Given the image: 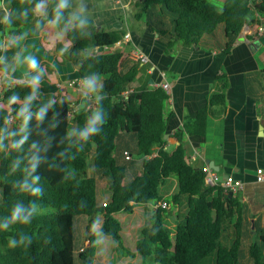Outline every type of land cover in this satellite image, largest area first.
<instances>
[{
  "label": "trees",
  "instance_id": "trees-1",
  "mask_svg": "<svg viewBox=\"0 0 264 264\" xmlns=\"http://www.w3.org/2000/svg\"><path fill=\"white\" fill-rule=\"evenodd\" d=\"M43 1L1 0L0 30L8 35L7 47L0 49L5 73L11 72L23 30L36 23ZM137 1L136 21L150 6L170 16V29L162 20L151 24L166 54L207 42L212 44L205 49L228 54V38L245 26L253 29L257 16L264 17V0L253 7L251 0H223L221 7L212 0ZM46 18L66 34L67 60L77 66L84 91L97 100L94 111L86 109L84 95V105L72 113L69 101L43 94L34 84H0V264H94V225L100 217V233L120 244L122 225L116 215L160 201L170 207H157L146 218L136 242L141 264H264V229L248 204L238 193L207 186L205 172L186 153V136H205L207 109L169 134L170 95L163 87L146 85L125 94L140 72L138 66L124 71V47H114L124 39L125 28H98L91 16L58 7ZM209 103L224 104V94H213ZM96 114L97 131L85 138L81 134ZM128 135L136 141L134 152L119 146ZM171 139L174 147L168 150ZM125 151L132 159L125 158ZM98 178L108 181L105 206L99 203ZM169 180L173 190L161 195ZM33 188L38 195H32ZM16 207L26 221L12 220ZM171 214L172 230L166 224ZM81 218L87 219L83 244L77 234Z\"/></svg>",
  "mask_w": 264,
  "mask_h": 264
},
{
  "label": "crops",
  "instance_id": "crops-1",
  "mask_svg": "<svg viewBox=\"0 0 264 264\" xmlns=\"http://www.w3.org/2000/svg\"><path fill=\"white\" fill-rule=\"evenodd\" d=\"M259 2L251 0V6ZM2 6L0 0V11ZM38 6L37 21L25 29V38L11 72L1 71L4 78L34 84L43 94L58 99H64L58 94L61 91L64 95L67 85L81 80L77 66L67 60V53L63 51L68 45L66 34L60 33L56 23L46 18L54 7L89 15L98 28H125L131 40L129 44L118 47H124L122 68L126 71L138 66L141 71L136 77L137 82L130 85L125 93L146 85L163 87L162 84L168 83L169 134L181 128L186 119L194 118L201 110L207 109V129L210 118L220 124L222 144L212 152L207 144L206 129L205 136H186V153L188 156L198 153L192 162L196 168L209 166L207 160H211L221 170L222 178L229 174L241 180L244 186L238 194L255 215L254 220H258L264 229V182L256 181V170L264 169V30L261 34L256 32L258 26L264 27V17L257 16L253 29L245 26L237 36L228 38L231 44L228 54L205 49L206 45L212 44L210 42L205 47L179 46L174 53L166 54L165 46L159 42L151 24L144 23L142 19L135 20L140 6L137 0H45ZM140 21L143 24L139 28ZM134 51L145 54L149 61L141 63L134 60L130 54ZM31 61H35V69L30 68ZM213 94H224L225 103L211 106L209 99ZM78 101L79 104L83 102L80 93ZM173 147L171 139L167 149ZM169 181L166 191L173 187L172 180Z\"/></svg>",
  "mask_w": 264,
  "mask_h": 264
},
{
  "label": "rangeland",
  "instance_id": "rangeland-1",
  "mask_svg": "<svg viewBox=\"0 0 264 264\" xmlns=\"http://www.w3.org/2000/svg\"><path fill=\"white\" fill-rule=\"evenodd\" d=\"M214 4L217 7L222 6L221 5L222 2L217 3L216 1L214 2ZM140 11H141V6H139L137 12ZM0 16H2L1 11H0ZM142 20L144 21V23H150L152 25H155L159 23L160 20H162L167 26V28H169L171 18L167 13L160 14L157 8L150 6L147 9V13L143 15ZM142 24L143 23L141 22L138 27L140 28ZM23 31H25V29ZM7 36H8L7 34L4 35L3 31L0 30V47L4 45ZM47 62L45 64H47ZM1 64L2 63L0 62V68L2 67ZM1 71L3 70L0 69V84L5 83V81L16 82L11 79L4 78L5 76H3ZM77 81L79 82V79L74 80V83H72L71 85H67V87L64 88V93H63L64 95L61 94V91L58 94V96H62L64 99L68 100L71 103L72 113L75 112V110H77L78 105L79 106L84 105V102H81L80 104L78 103L79 102L78 95L79 93L80 95H82V89H80V86L77 84ZM134 82H137V79ZM134 82L131 85H133ZM97 84H99V82ZM262 84L264 85L263 82ZM88 104L90 106H93V102L90 98H88L86 102V105ZM207 136H208L207 144L209 146V149L212 152H215L216 150H218V148H220L222 144V134L220 133V124H216V121H214L213 118L209 119ZM119 146H121V148L123 146H126L129 148V150L134 152L136 147V141L132 136L128 135L125 136L124 139L119 140ZM136 157H137L136 155L133 156L134 159ZM89 163H91V157L89 158ZM89 174L90 175L95 174L91 165L89 167ZM170 182L171 181H168L167 185H169ZM172 186L174 187V185ZM166 192L167 191L165 190L164 186L160 188L161 195L166 194ZM97 193H98L97 195H98L99 203H103L107 201L110 192L108 189V181L106 179H99V178L97 179ZM157 205H158L157 203H149L147 205L140 204L135 206L133 212L130 214L122 212L116 215V217L120 220L122 225V230H121L122 242L120 244L114 242L110 237L104 236L100 233L99 228L102 223V217H100L98 222L94 225V230L96 232V239L98 243L96 253L94 256V264H141V259L139 255L136 254V242L138 239H140L141 228L144 225L146 218H148L151 215H154L155 210L158 207ZM185 212H186V207L184 206L182 208V213L184 214ZM174 219H175V215L171 214L167 220L168 223H166L167 226L171 228V230L174 228V222H173ZM86 223H87L86 218H81L77 220V234H78L79 244H83L85 241ZM259 243L261 245V242Z\"/></svg>",
  "mask_w": 264,
  "mask_h": 264
},
{
  "label": "built area",
  "instance_id": "built-area-1",
  "mask_svg": "<svg viewBox=\"0 0 264 264\" xmlns=\"http://www.w3.org/2000/svg\"><path fill=\"white\" fill-rule=\"evenodd\" d=\"M264 30V27L262 25L257 27L256 32L258 34H261ZM131 40L129 33L127 32L124 36V39L121 41H118L114 47H121L122 44H127L129 41ZM7 47L6 45V41L4 42V45H2L0 47L1 51H3L5 48ZM132 58L136 61H139L141 63H146L147 61H149V58L141 53V52H133L130 53ZM0 62H1V57H0ZM77 84L80 86V89H82V96L84 97L85 95V100L87 102L88 98H90L93 102V106H90L89 104L86 105L87 109H94L95 107V103L97 100V97L94 96L92 94L91 91H84L83 85L84 82L83 80H79V82L77 81ZM163 88L165 90H168L170 88L168 83H164L162 84ZM127 94V93H125ZM125 158L126 159H132V154L128 151L124 152ZM198 157V153H194L193 155H190L189 159L190 162L192 163L193 161H195ZM202 170L205 172V184L207 186H220L222 188H224L226 191H229L231 193H239L240 190L243 189L244 183L241 180H237L235 179L233 176H228L226 179L222 178L220 175H218L210 166L205 165L204 167H202ZM256 181L257 182H264V169L263 168H258L256 170ZM103 206H105V202L102 203ZM158 207H161L163 209H169L170 205L166 202V201H160L158 202Z\"/></svg>",
  "mask_w": 264,
  "mask_h": 264
},
{
  "label": "clouds",
  "instance_id": "clouds-1",
  "mask_svg": "<svg viewBox=\"0 0 264 264\" xmlns=\"http://www.w3.org/2000/svg\"><path fill=\"white\" fill-rule=\"evenodd\" d=\"M61 7H63V5H61ZM36 67H37V65H36L35 61H31L30 62V68L35 69ZM99 119H100L99 114H96L94 116L93 120L90 122L89 128L86 129V131L84 133H82L81 135L86 138L89 134L95 133L97 131V129L94 127V125L97 123V121H99ZM39 191H40L39 189L33 188L32 195H34V196L38 195ZM21 218H23V221H26L28 219L26 216H23V210L20 207H16L12 213V220L16 221V220L21 219Z\"/></svg>",
  "mask_w": 264,
  "mask_h": 264
},
{
  "label": "water",
  "instance_id": "water-1",
  "mask_svg": "<svg viewBox=\"0 0 264 264\" xmlns=\"http://www.w3.org/2000/svg\"><path fill=\"white\" fill-rule=\"evenodd\" d=\"M2 66H3V64H2ZM167 136H168V134H166V135L164 136V139H166ZM207 162H208L209 166H210L215 172H218V171H219V167L216 166V165L214 164L213 161H211V160H207ZM228 176H229V174H225L223 177H224V179H226ZM252 228H254V225H252Z\"/></svg>",
  "mask_w": 264,
  "mask_h": 264
}]
</instances>
